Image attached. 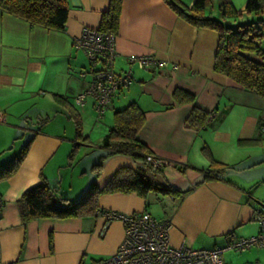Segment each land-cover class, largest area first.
<instances>
[{"label": "crops", "instance_id": "0c3cea01", "mask_svg": "<svg viewBox=\"0 0 264 264\" xmlns=\"http://www.w3.org/2000/svg\"><path fill=\"white\" fill-rule=\"evenodd\" d=\"M68 1L63 30L31 25L0 10V166L26 147L16 172L0 180L4 201L0 212V264H100L114 254L123 238L120 221L106 223L96 214L24 222L17 203L26 189L44 179L52 187L57 184L59 194L71 201L76 199L71 198L72 193L77 197L87 186L83 188L82 181L86 170L76 174L77 182L66 180L80 147L92 143L91 131L83 135L87 123L79 109L100 123L92 99L87 98L82 107L74 103L89 79L79 77L86 61L73 42L83 27L100 25L110 0ZM177 1L191 8L195 0ZM245 3L233 5L238 19L247 14ZM217 10L208 4L205 12L220 18ZM114 34L117 71L129 67V56L151 55L169 63L166 68L149 70L132 65L133 83L115 95L112 105L115 101L122 107L130 102L138 104L144 122L137 138L151 155L176 164L162 169L155 181L189 191L171 195L152 190L144 197L136 192H104L97 197L98 207L126 214L146 211L157 219L168 220L174 246L184 242L193 248L211 249L256 235L259 224L253 218L254 212L259 207L264 213V201L254 195L256 174L243 177L227 171L223 178L204 179L210 165L208 154L231 168L241 165L242 170L251 169V152L241 142L260 139L262 132L259 106L263 101L214 70L218 33L189 23L164 0H121ZM171 65L178 68L172 70ZM176 90L193 95V102H179ZM194 106L211 112L201 125L189 123ZM73 117L81 122L78 140L75 131L68 130L71 120L75 128ZM113 118L112 114L111 125L99 127L96 163L107 153L101 143ZM92 167V181L104 189L117 170H135L137 165L130 155L115 154L102 161L98 174ZM154 204L161 211L154 209ZM223 264H264V247L241 253L227 251Z\"/></svg>", "mask_w": 264, "mask_h": 264}, {"label": "trees", "instance_id": "16d2710c", "mask_svg": "<svg viewBox=\"0 0 264 264\" xmlns=\"http://www.w3.org/2000/svg\"><path fill=\"white\" fill-rule=\"evenodd\" d=\"M167 5L179 16L197 27H208L215 30L218 42L214 57V70L231 78L245 90L255 93L264 102V17L257 21H248L238 24L235 28L206 14L210 0H195L192 7L179 3L177 0H164ZM68 0H0V10L7 14L21 18L31 25H38L47 29L63 30L67 21ZM245 12L247 14H260L264 16V0H246ZM121 10V0H110L108 9L101 15L98 29L108 33H115L118 27ZM218 11L223 19L237 18L230 0H221ZM175 97L179 102H193V95L186 91L176 90ZM59 100L58 97H55ZM113 101V100H112ZM211 112L203 111L194 106L189 116V123L203 124ZM113 125L102 138V147L107 151L100 156L99 161L92 167L98 174L102 168V161L110 155L127 154L133 158L137 168H121L109 179L104 189H99L93 181L78 199L71 201L59 194L56 187H52L45 179L40 183L26 189L18 206L21 219L24 222L39 218H71L84 215H94L98 207V195L104 192H136L144 197L147 192L155 191L162 194L182 195L189 191L177 190L167 182H157L155 178L162 169H154L146 160L149 155L147 146L137 138V134L144 122V112L136 102L113 111ZM47 120V119H44ZM76 140L81 137V122L73 117ZM264 126V120L261 127ZM259 140H246L241 144H257ZM73 146V151L76 148ZM72 151V153H73ZM26 153L24 147L13 159L0 166V180L12 176L18 169ZM209 169L204 179H220L230 167L213 159L210 154ZM1 195V194H0ZM4 204V201H3ZM106 210V209H103ZM254 213H262L257 207ZM53 242L50 238V246ZM7 264H16L15 262Z\"/></svg>", "mask_w": 264, "mask_h": 264}, {"label": "built area", "instance_id": "2783aa9c", "mask_svg": "<svg viewBox=\"0 0 264 264\" xmlns=\"http://www.w3.org/2000/svg\"><path fill=\"white\" fill-rule=\"evenodd\" d=\"M74 47L86 57V67L79 72V77L88 76L86 88L74 97L77 106H84L85 100H93L96 119L103 118L110 109L115 95L128 88L134 80L132 65L143 70L163 69L169 63L151 55L129 56V65L125 70L117 71L115 62L117 52L115 34L104 32L98 27H83L74 39ZM172 70L177 65H171ZM212 117V115H210ZM3 115L0 112V122ZM146 160L154 169L175 167L167 159L147 155ZM3 198L0 195V212ZM96 215L106 223L120 221L123 226V238L116 251L100 264H223V254L227 251L241 253L251 248L264 247V214L254 213L253 218L259 224V232L254 236L237 238L225 246L211 249L193 248L186 243L174 246L170 242L171 223L160 220L146 211L122 213L113 210H97ZM106 226V225H105Z\"/></svg>", "mask_w": 264, "mask_h": 264}, {"label": "rangeland", "instance_id": "374dc122", "mask_svg": "<svg viewBox=\"0 0 264 264\" xmlns=\"http://www.w3.org/2000/svg\"><path fill=\"white\" fill-rule=\"evenodd\" d=\"M234 2L233 5L235 6H239L240 4H243L246 2V0H232ZM221 0H211V2H209V6L213 9H215V11L217 10L218 5L220 4ZM234 6V7H235ZM217 15H219V17L221 18V14L220 12L217 10ZM215 17V16H214ZM264 16L258 14H244L242 17H240L241 19L237 18H230L229 21H226L227 19H225L224 21H222L224 23V25L226 26H230L232 28H235L238 24L241 23H245V22H250V21H257V19L259 18H263ZM217 18V17H215ZM220 18H217L220 20ZM79 52L82 53L85 61H86V57L83 54L82 51L78 50ZM87 64V61H86ZM114 99V98H113ZM261 101V100H260ZM116 102V101H115ZM113 105H111L110 109L107 110V112H105V115L103 116L104 118L100 119V123H96L93 122L92 116H90V114L85 113V110H82L81 108L79 109L80 113L82 114L84 120L86 121L87 125L86 128L84 127V133L83 135H88V132L91 133L89 134L90 140L92 141V143H84V146L80 147V154L77 156L76 160L74 161V165L75 167L70 168V170H68L69 172L67 173V177L66 180H69L70 178L73 179V181H76L79 179L77 177L76 174H79L82 170H86V172L83 174L84 178H83V188H85L84 186H86V188L84 189V191L80 194L77 195V197H75L74 193H69L74 197L71 198H76L78 199L80 196H82V194L86 191V189L88 188V186H90V184L93 182V174L91 171V167L93 164L96 163V157L99 154V150L100 147H98L99 145L97 144L96 139L99 136L100 130L99 127H106L112 124V114H113V110L119 109L122 107V105H120V103H115ZM114 106V109H113ZM112 108V109H111ZM260 111H261V117L264 120V102H261L260 106ZM72 122V120H71ZM70 122V126L68 127L69 131H75L74 127H73V123ZM259 141L257 142V144H247L244 147H249L248 152H251L249 154V160H250V165L249 166H253L251 167V169H246V170H242L244 169L243 166L239 165L236 167H232L229 168L227 171L228 173H232L233 175H237L240 176L242 175L243 177H247V174L249 173H255L256 176L258 177L256 183H255V187H254V195L257 196L258 198H261L264 201V126L262 127V132L260 134V139H258ZM94 159V161H92ZM94 162V163H92ZM71 167V166H70ZM68 168V167H67ZM74 170V172H72V170ZM244 173V174H243ZM90 182V183H89ZM89 183V184H88ZM56 188L58 189V185L56 184ZM74 189V192L76 190L75 185L72 187V191ZM59 190V189H58ZM62 195V193H61ZM74 199V200H76ZM154 209L161 211L160 207L156 204H154Z\"/></svg>", "mask_w": 264, "mask_h": 264}, {"label": "water", "instance_id": "95a60500", "mask_svg": "<svg viewBox=\"0 0 264 264\" xmlns=\"http://www.w3.org/2000/svg\"><path fill=\"white\" fill-rule=\"evenodd\" d=\"M71 2L75 4V0H71Z\"/></svg>", "mask_w": 264, "mask_h": 264}]
</instances>
